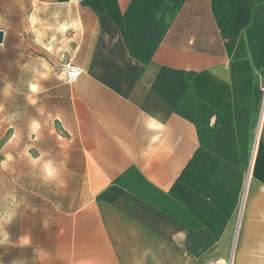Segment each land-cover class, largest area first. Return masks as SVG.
I'll return each instance as SVG.
<instances>
[{"label": "crops", "instance_id": "1", "mask_svg": "<svg viewBox=\"0 0 264 264\" xmlns=\"http://www.w3.org/2000/svg\"><path fill=\"white\" fill-rule=\"evenodd\" d=\"M56 5L14 33L19 85L83 69L46 79L69 142L34 263L264 264V0Z\"/></svg>", "mask_w": 264, "mask_h": 264}, {"label": "rangeland", "instance_id": "2", "mask_svg": "<svg viewBox=\"0 0 264 264\" xmlns=\"http://www.w3.org/2000/svg\"><path fill=\"white\" fill-rule=\"evenodd\" d=\"M57 1L0 0V30L6 31L7 34L6 43L0 44V89H3L6 83H11L17 90L11 97L0 94V104L3 105V110L0 111V159L9 152L15 157L7 168L0 169V214L16 212V218L6 229L12 243L0 247V264H35L34 249L30 246L33 239L39 235V227L46 218L47 189L58 186L41 179L39 167L33 168L29 165L27 158L23 156V150L31 145L29 150L33 156L42 151L47 154L45 160L55 161L62 158V145L69 142L63 134L59 137V126L54 120L57 111L62 108V102L54 98L56 88L45 86L46 79L41 81L45 90L38 95V103L30 105L25 99L28 94L27 85L21 86L20 81L16 80V29L20 28L23 22L28 26L36 24L38 18L40 29L45 30L47 22L52 25L54 21L50 17L62 14L61 8L56 5ZM30 15L34 17L32 20H29ZM30 51L32 50L29 49ZM36 67L39 71L47 69L52 74L58 72L66 81L62 74L63 68L52 71L46 63H37ZM22 77V82L28 83L31 80L30 71H24ZM52 77L56 78L55 75ZM33 119L40 121L42 125L39 140H35L29 132V124ZM13 131L23 136L18 147L6 143ZM25 235L30 237L31 243L28 246H20L17 241Z\"/></svg>", "mask_w": 264, "mask_h": 264}, {"label": "clouds", "instance_id": "3", "mask_svg": "<svg viewBox=\"0 0 264 264\" xmlns=\"http://www.w3.org/2000/svg\"><path fill=\"white\" fill-rule=\"evenodd\" d=\"M34 17L32 15L29 16V20H32ZM25 68L28 66L25 65ZM32 71L36 73L37 78L34 80H30L28 82V94L25 97L26 101L30 105H36L38 103V95L42 92H44V88L41 84V81L48 79L49 72L47 69H43V71H39L38 69L33 68ZM17 90L13 87L11 83H6L3 87V89H0V94H2L4 97H11L14 92ZM3 110V105L0 104V111ZM41 123L40 121L33 119L29 124V132L32 134V136L35 138V140H39V133L41 130ZM145 127L149 131H159L162 130L163 125L157 121H155V118H149L148 121L145 122ZM23 136L22 134L18 135L15 131H13L11 137L6 142L7 144H15L17 147L22 142ZM159 139L158 136H153L150 143L149 148H151L152 144H154ZM31 145L25 147L23 150V156L27 158V161L29 165H31L33 168L39 167L41 179L44 182H54L58 180V177L60 175V170L57 167L56 163L53 160H45L44 157L47 155L44 152H40L39 155L33 156L30 152ZM2 150V149H0ZM15 157L12 153H6L3 157V159H0V169L7 168L13 161ZM63 163V162H62ZM16 218V212L15 211H8L3 214H0V247H3L5 245H9L12 243L10 241V234L6 230L7 226L10 225L13 220ZM17 243L20 246H28L31 243V239L29 236L25 235L23 237H20ZM148 250H145L144 256L146 257L148 255Z\"/></svg>", "mask_w": 264, "mask_h": 264}, {"label": "built area", "instance_id": "4", "mask_svg": "<svg viewBox=\"0 0 264 264\" xmlns=\"http://www.w3.org/2000/svg\"><path fill=\"white\" fill-rule=\"evenodd\" d=\"M62 74L64 75L68 83H72L83 74V69L80 67L71 66L70 64H68L63 68Z\"/></svg>", "mask_w": 264, "mask_h": 264}, {"label": "water", "instance_id": "5", "mask_svg": "<svg viewBox=\"0 0 264 264\" xmlns=\"http://www.w3.org/2000/svg\"><path fill=\"white\" fill-rule=\"evenodd\" d=\"M4 31L0 30V44H2L4 42Z\"/></svg>", "mask_w": 264, "mask_h": 264}, {"label": "bare ground", "instance_id": "6", "mask_svg": "<svg viewBox=\"0 0 264 264\" xmlns=\"http://www.w3.org/2000/svg\"><path fill=\"white\" fill-rule=\"evenodd\" d=\"M264 108V107H263Z\"/></svg>", "mask_w": 264, "mask_h": 264}]
</instances>
